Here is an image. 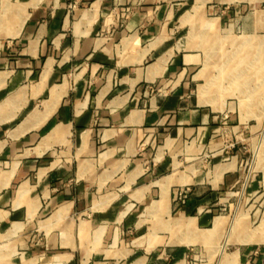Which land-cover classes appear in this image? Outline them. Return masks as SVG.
<instances>
[{
    "label": "crops",
    "instance_id": "0c3cea01",
    "mask_svg": "<svg viewBox=\"0 0 264 264\" xmlns=\"http://www.w3.org/2000/svg\"><path fill=\"white\" fill-rule=\"evenodd\" d=\"M209 2L0 0V264H189L226 233L238 245L216 247L220 264H264L261 236L235 239L218 213L237 155L193 162L229 114L203 76L215 58L202 66L172 27ZM212 79L219 109L198 94Z\"/></svg>",
    "mask_w": 264,
    "mask_h": 264
},
{
    "label": "rangeland",
    "instance_id": "374dc122",
    "mask_svg": "<svg viewBox=\"0 0 264 264\" xmlns=\"http://www.w3.org/2000/svg\"><path fill=\"white\" fill-rule=\"evenodd\" d=\"M178 17L172 30L181 47L198 52L202 66L209 55L210 60L215 58L203 76L212 72L217 78L214 89L221 97L224 94L225 99L220 103L229 114V130L222 141L207 152L195 149L193 162L197 163L196 169L206 170L217 154L237 155L242 181L229 196H224L226 207L219 204L217 208L219 215H228L230 221L239 222L233 233L235 239L250 240L261 236L258 226L264 219V1L210 0L200 9L193 8L190 3L179 10ZM211 18L216 20L209 24ZM206 30L212 36H205ZM212 45H218L219 49L217 46L211 48ZM212 80L200 88L209 90L212 87V90ZM198 94L201 103L216 104L215 108H220L212 92ZM253 108L261 110L262 115H242ZM189 193L183 202L177 195L175 204H183ZM222 242L223 238L217 246H201L197 254L188 257L189 264H220L216 247L220 248L219 252L223 251ZM237 245L229 244L225 251H232Z\"/></svg>",
    "mask_w": 264,
    "mask_h": 264
},
{
    "label": "bare ground",
    "instance_id": "6f19581e",
    "mask_svg": "<svg viewBox=\"0 0 264 264\" xmlns=\"http://www.w3.org/2000/svg\"><path fill=\"white\" fill-rule=\"evenodd\" d=\"M213 81H214V80H212V84H214V82H215V81H214V82H213ZM214 86H215V85H214ZM211 88H212V87H211ZM211 88H210V89H211ZM198 89H199L198 92L201 93V94H202V93H206V94H207V91H208V93L212 92V94H214V95L216 94V93H215V90H213V89H212V90H210V89L207 90L205 87H204V89H202V88H200V87H199ZM226 90H227V89H226ZM212 94H211V96H212ZM208 95H209V94H208ZM219 95H220V94H219ZM211 96H210V97H211ZM205 97H206V96H205ZM218 97H219V96H218ZM202 100H204V99H202ZM211 101H212V100H211ZM206 102H207V101H206ZM213 102H214V101H213ZM223 222H224L223 217H219V216H218V217L216 218V220H215V228H216V229H217V228H220V226H221V224H222ZM238 223H239V222L236 223V222L234 221V223H233V225H232V228H233L232 231H233V232H234L235 229L237 228ZM230 228H231V227H230ZM258 229H259V231L261 232V239L264 240V223H261V224L258 226ZM229 230H230V229H229ZM228 232H229V231H228ZM231 233H232V232H231ZM229 236H230L229 234L226 235V238H225L224 244L222 245L221 248L225 247V245L228 244V241H229V239H230ZM248 240H249V239H246V238L243 239V238H242L241 241H248ZM223 249H224V248H223ZM231 262H232V261H231Z\"/></svg>",
    "mask_w": 264,
    "mask_h": 264
},
{
    "label": "built area",
    "instance_id": "2783aa9c",
    "mask_svg": "<svg viewBox=\"0 0 264 264\" xmlns=\"http://www.w3.org/2000/svg\"><path fill=\"white\" fill-rule=\"evenodd\" d=\"M188 191H190L189 188H181V189H179L178 193H177L178 199L182 200L183 198H185L187 193H188ZM182 202H183V200H182Z\"/></svg>",
    "mask_w": 264,
    "mask_h": 264
}]
</instances>
